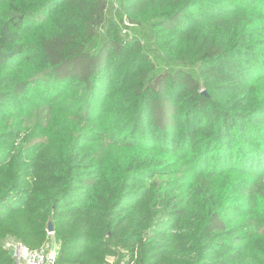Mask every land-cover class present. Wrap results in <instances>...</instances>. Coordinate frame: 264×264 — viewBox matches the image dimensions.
<instances>
[{
    "label": "trees",
    "instance_id": "trees-1",
    "mask_svg": "<svg viewBox=\"0 0 264 264\" xmlns=\"http://www.w3.org/2000/svg\"><path fill=\"white\" fill-rule=\"evenodd\" d=\"M116 2L0 0V264H264V0Z\"/></svg>",
    "mask_w": 264,
    "mask_h": 264
},
{
    "label": "built area",
    "instance_id": "built-area-1",
    "mask_svg": "<svg viewBox=\"0 0 264 264\" xmlns=\"http://www.w3.org/2000/svg\"><path fill=\"white\" fill-rule=\"evenodd\" d=\"M47 233L48 239L37 248H29L11 237L3 241L2 246L13 250L14 264H56L59 246L53 236V231Z\"/></svg>",
    "mask_w": 264,
    "mask_h": 264
},
{
    "label": "rangeland",
    "instance_id": "rangeland-1",
    "mask_svg": "<svg viewBox=\"0 0 264 264\" xmlns=\"http://www.w3.org/2000/svg\"><path fill=\"white\" fill-rule=\"evenodd\" d=\"M108 2H109V4H108V7H107V14H109V11H112L113 13H115V11L117 10V2H116V0H108ZM130 31L131 30L129 29V31L125 32V34L130 36L131 35ZM50 111H51V109H50V107L48 105L41 104L34 111V113L30 117L25 118L23 123H24V125H26L28 127L35 126L34 128L38 129L39 127H41L44 124H46V122L48 121L49 116H50ZM184 176H185V173L183 171H180V172H178L176 174H172V175H156L153 180L157 184H159L161 182L163 184H167L172 179H177L178 178L179 181H182L184 179ZM9 239H11V238L8 237V238L4 239L3 241H7ZM119 259H120V257L110 258L109 259L110 260L109 264H117ZM122 259H124V258H122ZM123 261H127V258L120 262V264H127V262H123Z\"/></svg>",
    "mask_w": 264,
    "mask_h": 264
},
{
    "label": "water",
    "instance_id": "water-1",
    "mask_svg": "<svg viewBox=\"0 0 264 264\" xmlns=\"http://www.w3.org/2000/svg\"><path fill=\"white\" fill-rule=\"evenodd\" d=\"M47 230L48 231H53V224H52L51 221L48 222ZM9 255L12 257V255H13V250L12 249L9 250Z\"/></svg>",
    "mask_w": 264,
    "mask_h": 264
},
{
    "label": "crops",
    "instance_id": "crops-1",
    "mask_svg": "<svg viewBox=\"0 0 264 264\" xmlns=\"http://www.w3.org/2000/svg\"><path fill=\"white\" fill-rule=\"evenodd\" d=\"M110 261V260H109ZM109 261H108V264H109ZM126 262V261H125Z\"/></svg>",
    "mask_w": 264,
    "mask_h": 264
}]
</instances>
